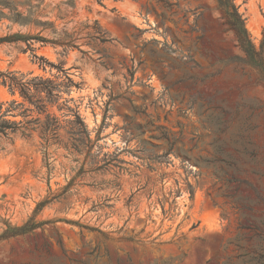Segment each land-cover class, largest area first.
I'll use <instances>...</instances> for the list:
<instances>
[{
    "label": "rangeland",
    "instance_id": "374dc122",
    "mask_svg": "<svg viewBox=\"0 0 264 264\" xmlns=\"http://www.w3.org/2000/svg\"><path fill=\"white\" fill-rule=\"evenodd\" d=\"M234 2L260 49L264 0ZM234 57L217 0H0V72L73 81L64 144L0 136V264H264V84Z\"/></svg>",
    "mask_w": 264,
    "mask_h": 264
},
{
    "label": "trees",
    "instance_id": "16d2710c",
    "mask_svg": "<svg viewBox=\"0 0 264 264\" xmlns=\"http://www.w3.org/2000/svg\"><path fill=\"white\" fill-rule=\"evenodd\" d=\"M218 5L225 15L227 24L230 29L234 32L237 39L239 49L244 54V57H234L229 61H239L244 65L255 70L260 81L264 84V39L260 49H257L253 43L250 34L246 28V23L243 16L239 13L238 8L235 5L234 0H217ZM78 32L72 34L73 40L67 42L65 40H57L54 42L55 46H60L64 50L62 55L68 54L70 48H78L75 45ZM264 35V32H263ZM42 42H46L44 38H38ZM52 67L57 69L55 79H44L42 77H36L33 79H27L25 75H18L17 72H0V86L8 88L12 96L19 94L23 99L22 103L13 101L4 110V104L0 105V136L3 135L8 137L10 134H17L19 131L22 132L23 136L31 138L33 133L38 132L42 139V146L48 151L53 144H64V139L60 134L62 126L57 117L52 115L49 111L50 108L58 105L60 110L63 108L59 105V101L62 99L63 92H69L70 86L73 81L68 75V71L64 69V62H60L58 65L50 64ZM40 68L46 70L44 65H40ZM60 73V74H59ZM65 77L63 82L57 83L62 77ZM28 102L30 105L35 107L39 116H45V119L38 117L35 120H27L31 116L30 113L34 112L33 109L27 108L20 115L24 118V121L15 122L6 120L7 117H17L14 112L18 109H24L25 103ZM77 117L80 118L77 113ZM172 149L169 150L171 152ZM221 162L226 164V169H216L215 174L218 176H228V171L233 169L234 174L242 173L239 162L232 153H226L225 159ZM231 182V181H230ZM241 228L244 230L254 232L255 239L258 240L259 245L255 249V254L261 253L260 257L264 259V218L262 219H247L244 216V222L241 224ZM26 228L18 229L16 234H24L29 231Z\"/></svg>",
    "mask_w": 264,
    "mask_h": 264
}]
</instances>
